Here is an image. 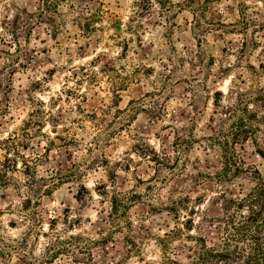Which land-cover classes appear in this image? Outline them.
Segmentation results:
<instances>
[{
    "label": "clouds",
    "instance_id": "9594fccd",
    "mask_svg": "<svg viewBox=\"0 0 264 264\" xmlns=\"http://www.w3.org/2000/svg\"><path fill=\"white\" fill-rule=\"evenodd\" d=\"M262 186L264 0H0V264H264Z\"/></svg>",
    "mask_w": 264,
    "mask_h": 264
},
{
    "label": "trees",
    "instance_id": "16d2710c",
    "mask_svg": "<svg viewBox=\"0 0 264 264\" xmlns=\"http://www.w3.org/2000/svg\"><path fill=\"white\" fill-rule=\"evenodd\" d=\"M231 203L225 202L224 205V215L227 217L229 224L235 219V215L228 216ZM246 203L248 204L249 215L244 219L242 226L235 230V235L230 236L229 239L233 241L251 240L259 250L264 246V186L256 189ZM242 206L237 205V211ZM224 231L227 232V227ZM217 248L219 251L206 253L201 258L202 264H240L242 253L231 248L227 241L222 246L217 245ZM250 260H254V258H250Z\"/></svg>",
    "mask_w": 264,
    "mask_h": 264
},
{
    "label": "rangeland",
    "instance_id": "374dc122",
    "mask_svg": "<svg viewBox=\"0 0 264 264\" xmlns=\"http://www.w3.org/2000/svg\"><path fill=\"white\" fill-rule=\"evenodd\" d=\"M159 2L161 3V6L163 7L164 6V3L166 2V0H159ZM191 3V0H189V4ZM145 5L144 4H142L141 5V7H144ZM146 10V9H145ZM25 14H24V12L21 10V11H19L18 13H17V15H16V17H15V19L13 20V22H12V34H13V38L14 39H16L17 37H16V33H17V30L18 29H20V28H24L25 29V32H24V34H25V37L27 38V35L29 34V36L31 35V33H30V29H28L27 28V20H29V19H31L30 17H26L25 16V19H24V21H23V23H21V16H24ZM173 19H175V17H173ZM174 27H175V25H174ZM198 27V26H197ZM53 39H55L56 37L55 36H53L52 37ZM44 41H41V43H43ZM201 41H197L196 42V47H200L201 46ZM42 52L43 51H46V50H41ZM210 63H212V62H210ZM21 67H24L23 65H21ZM216 96H220V95H222V93H220L219 91L215 94ZM141 182H143V181H141Z\"/></svg>",
    "mask_w": 264,
    "mask_h": 264
}]
</instances>
